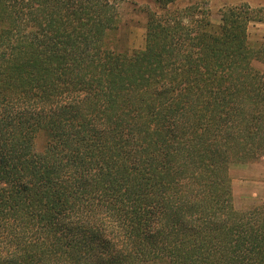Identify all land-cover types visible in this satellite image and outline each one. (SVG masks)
I'll list each match as a JSON object with an SVG mask.
<instances>
[{"label": "trees", "instance_id": "16d2710c", "mask_svg": "<svg viewBox=\"0 0 264 264\" xmlns=\"http://www.w3.org/2000/svg\"><path fill=\"white\" fill-rule=\"evenodd\" d=\"M122 1L0 0V264H264L229 177L264 160V15L146 0L119 51Z\"/></svg>", "mask_w": 264, "mask_h": 264}, {"label": "rangeland", "instance_id": "374dc122", "mask_svg": "<svg viewBox=\"0 0 264 264\" xmlns=\"http://www.w3.org/2000/svg\"><path fill=\"white\" fill-rule=\"evenodd\" d=\"M209 15L211 24L219 25L220 14L223 8L246 5L256 13L264 15V0H197ZM152 5L146 0H123L120 4V29L116 37V48L119 51H132L144 46V11ZM260 11V12H258ZM264 38V22H250L247 26V39L255 45ZM255 68L264 71V65L256 63ZM41 143V140H39ZM233 205L240 210L251 205L264 203V160L251 163L237 164L230 167ZM147 264H164L152 262Z\"/></svg>", "mask_w": 264, "mask_h": 264}]
</instances>
